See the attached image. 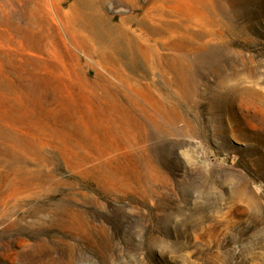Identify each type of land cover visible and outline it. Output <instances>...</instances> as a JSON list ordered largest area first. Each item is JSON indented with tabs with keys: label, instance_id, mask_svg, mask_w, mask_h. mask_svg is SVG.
<instances>
[{
	"label": "rangeland",
	"instance_id": "obj_1",
	"mask_svg": "<svg viewBox=\"0 0 264 264\" xmlns=\"http://www.w3.org/2000/svg\"><path fill=\"white\" fill-rule=\"evenodd\" d=\"M0 264H264V0H0Z\"/></svg>",
	"mask_w": 264,
	"mask_h": 264
},
{
	"label": "bare ground",
	"instance_id": "obj_2",
	"mask_svg": "<svg viewBox=\"0 0 264 264\" xmlns=\"http://www.w3.org/2000/svg\"><path fill=\"white\" fill-rule=\"evenodd\" d=\"M78 46V45H76ZM101 48H104L106 50H109V51H113V52H119L120 54H125V53H128V50H130V46L128 45H101L100 46ZM151 53V51H150ZM144 57H146V55L144 54L143 55Z\"/></svg>",
	"mask_w": 264,
	"mask_h": 264
}]
</instances>
